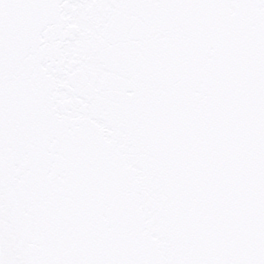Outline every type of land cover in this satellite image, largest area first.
I'll use <instances>...</instances> for the list:
<instances>
[{
    "label": "snow or ice",
    "instance_id": "snow-or-ice-1",
    "mask_svg": "<svg viewBox=\"0 0 264 264\" xmlns=\"http://www.w3.org/2000/svg\"><path fill=\"white\" fill-rule=\"evenodd\" d=\"M0 264H264V0H0Z\"/></svg>",
    "mask_w": 264,
    "mask_h": 264
}]
</instances>
